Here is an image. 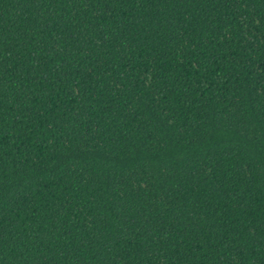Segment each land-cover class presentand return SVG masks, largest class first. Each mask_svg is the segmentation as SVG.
<instances>
[{"label": "trees", "instance_id": "trees-1", "mask_svg": "<svg viewBox=\"0 0 264 264\" xmlns=\"http://www.w3.org/2000/svg\"><path fill=\"white\" fill-rule=\"evenodd\" d=\"M0 264H264V0H0Z\"/></svg>", "mask_w": 264, "mask_h": 264}]
</instances>
